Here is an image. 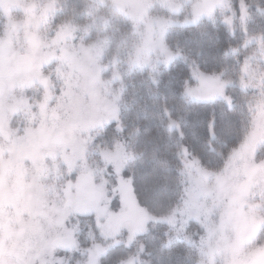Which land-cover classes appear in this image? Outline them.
I'll list each match as a JSON object with an SVG mask.
<instances>
[{
  "label": "rangeland",
  "instance_id": "374dc122",
  "mask_svg": "<svg viewBox=\"0 0 264 264\" xmlns=\"http://www.w3.org/2000/svg\"><path fill=\"white\" fill-rule=\"evenodd\" d=\"M89 1L81 25L55 18L57 0H0V264H99L157 222L170 240L194 247L198 264H264V44L243 28L244 5L235 15L230 0ZM102 8L129 22L110 56L104 30L87 41ZM213 18L245 29L239 73L191 64L183 96L230 105L227 87L251 90L249 129L218 171L179 146L181 196L169 213L153 215L124 173L133 152L94 137L111 123L121 130V77L170 66L181 55L167 32ZM138 263L133 254L118 264Z\"/></svg>",
  "mask_w": 264,
  "mask_h": 264
},
{
  "label": "trees",
  "instance_id": "16d2710c",
  "mask_svg": "<svg viewBox=\"0 0 264 264\" xmlns=\"http://www.w3.org/2000/svg\"><path fill=\"white\" fill-rule=\"evenodd\" d=\"M57 1L61 11L55 15L56 19L73 18L74 23L83 25L87 18L85 12L89 13L88 7L92 5L89 0ZM239 2L244 5L248 18L247 27L243 28L259 34L264 44V0H230L234 13ZM98 13L103 15V20L95 14V21L88 26L92 31L87 41L95 38L97 29L104 30L107 35L105 53L110 56L121 34L128 38L129 22L117 13L106 15L105 8ZM105 21L107 24L103 26ZM230 23L228 27L213 18L172 27L165 39L171 49L180 53L179 59L155 72L125 73L121 77V130L116 129V123H111L94 137L93 144L100 143L104 147L122 140L133 152L134 159L124 173L131 179L137 203L153 215L169 213L181 196L179 146L186 147L204 169L218 171L249 129V102L254 97L251 90L227 87L230 105L220 99L196 102L183 96L184 83L190 80L191 64L203 72L237 77L245 55L243 49L248 45L243 43L241 31L245 29L237 28L236 19ZM169 122L174 124L171 129ZM258 156H264V142ZM87 223L93 231L94 224ZM170 233L163 223L149 224L132 244L111 248L99 264H118L133 254H139L138 264H198L194 247L170 240Z\"/></svg>",
  "mask_w": 264,
  "mask_h": 264
}]
</instances>
